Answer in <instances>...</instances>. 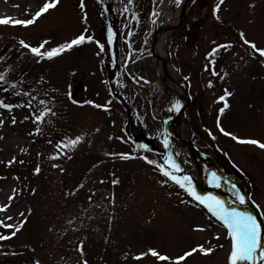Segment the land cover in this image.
Returning <instances> with one entry per match:
<instances>
[{"label":"rangeland","instance_id":"1","mask_svg":"<svg viewBox=\"0 0 264 264\" xmlns=\"http://www.w3.org/2000/svg\"><path fill=\"white\" fill-rule=\"evenodd\" d=\"M102 1L114 63L96 0H59L31 25L0 24V101L13 106L0 107V236L20 228L0 240V264H176L201 246L212 251L179 264H229L227 229L161 172L160 120L186 105L176 132L223 176L200 165L204 186L218 184L237 202L243 196L261 238L264 149L237 141L264 143V56L240 36L264 49V0H190L175 23L181 0H170L166 14L158 0ZM46 2L0 0V19L26 21ZM158 30L170 33V66L181 79L161 74L150 52ZM80 35L91 40L52 59L30 51ZM170 158L197 176V161L182 159L175 142Z\"/></svg>","mask_w":264,"mask_h":264},{"label":"snow or ice","instance_id":"2","mask_svg":"<svg viewBox=\"0 0 264 264\" xmlns=\"http://www.w3.org/2000/svg\"><path fill=\"white\" fill-rule=\"evenodd\" d=\"M59 0H51V2H46L43 4V6L34 14V16L31 19H28L26 21L21 20H15L13 21L11 18H2L0 19V24H8V23H14V24H21L24 26L31 25L35 22L37 18H39L43 13H46L49 9L56 7ZM179 2V0H177ZM222 3L223 0H220ZM83 2H81V8H83ZM219 8V5H217V9ZM215 11V10H214ZM241 39L243 42L247 45H249L251 48H253L256 51H259V54L261 56H264V49H256L255 44H251L245 37L244 34H240ZM91 40L90 37H85L84 35H80L78 38L73 39L67 44L61 45L58 48H53L47 52H41V48L44 47V44H41L39 47H31L26 44L24 41H21V45L25 48H30V51L41 58L47 57L48 59H52L54 56L59 55L61 52L65 50H70L73 46H78L85 42V40ZM44 43H47L45 41ZM109 43H111V30H109ZM220 47H227L226 45H221ZM217 51L216 49L213 50V52ZM215 75V73H213ZM2 79V77H0ZM211 86V84L209 85ZM27 95V93H25ZM35 99V97H33ZM221 99H224L221 97ZM41 104H44V101H40ZM91 103V102H89ZM29 106H31V101L29 102ZM0 107L7 108L11 110L13 107L12 105L4 104L2 101H0ZM94 107H101L100 105H94ZM179 103L173 105V108L175 110H179ZM227 107V104L224 106ZM107 110V109H105ZM46 111L40 112L39 115L35 117L36 121H41L43 117L46 114ZM220 112H224V108L220 109ZM27 119V117H26ZM15 123V119L12 121ZM2 123V121H0ZM219 126V125H218ZM221 132H223L224 135L228 136L230 133L224 132V130L221 128ZM211 135V133H209ZM233 140H237V137L232 136ZM79 142V138L76 140L71 141V144H76ZM239 143H247V144H253L257 145L258 147L264 149V143H259L256 140H238ZM165 146L167 147V141H164ZM121 159H129L130 157L121 154ZM148 163H153V161H147ZM9 163H12L11 161ZM169 168H171L174 172L179 171V166L175 162L169 163ZM37 172L39 169L36 170ZM161 172L164 176L171 179L174 183L178 184L181 188H183L185 191L188 192L190 196L193 197L194 200H197L200 204H202L209 213H211L212 216L216 218L217 221H219L223 227H225L228 231V237L231 239V252L229 255V264H242V262H247V264H257L258 261H264V251H258L261 247L260 244V233H261V226L257 222V219L255 216H253L250 213L237 211L235 209L229 210L223 206L221 201L216 199L213 196H206L201 197L198 196L195 191L191 187V181L190 179L185 176L183 179L178 178L177 176L173 175L169 171H165L164 169H161ZM11 199V197H10ZM237 199L239 203L243 204L245 202V199L243 196H240L237 194ZM4 209H0V211H3ZM9 219H11L9 217ZM7 228H12L13 225L10 224H4L2 225ZM20 230L19 227L15 228V231L11 233V236H15L16 232ZM202 230V229H200ZM11 236H0V240L4 239H10ZM199 251L203 254H208L212 251V249H205L203 246L199 247V249L193 248L190 252H186L184 256H181L178 258L176 264H179V261L184 260L186 257L191 256L193 253ZM151 255L154 257H157L161 261L168 260L169 258L166 256L159 255L158 252L155 250H150ZM140 257H136V259H139Z\"/></svg>","mask_w":264,"mask_h":264},{"label":"bare ground","instance_id":"3","mask_svg":"<svg viewBox=\"0 0 264 264\" xmlns=\"http://www.w3.org/2000/svg\"><path fill=\"white\" fill-rule=\"evenodd\" d=\"M170 0H158V7L157 10L163 12L166 14V11L169 10L168 3ZM187 0H181L180 6L176 8V10L173 11V21L172 23H175L178 20L179 14L181 12V7L183 4H185ZM182 4V5H181ZM165 27V26H164ZM163 26H160V28H163ZM170 44V33H166L163 31L157 32L155 35V41H154V49L155 54L159 57V59H156L159 63V69L161 74L165 73L169 77V79H172L173 74H175L174 69L170 66L169 62H166L167 60V50L168 46ZM173 70V71H172ZM177 75V74H175ZM178 76V75H177ZM181 117H174L172 120H170L167 124L166 131H165V140L167 141L168 147H169V153L172 150L173 143H176L178 153L180 157L183 159L186 154H191L194 159L197 161V176L190 175L186 173V171L182 168H179V171H173L171 168H168L169 161L166 160L164 170L169 171L173 175L177 176L180 179H183V177L187 176L191 181V187L195 191L196 194H201L202 196H213L221 203L223 206L229 210L235 209L237 211L246 212L249 213L247 210V206L249 203L245 201L243 204L237 202L235 199H233L231 196L227 194H223L221 192V189L218 184H215L213 186V190L209 191L204 186V181L202 179L201 173H200V165L204 164L212 171L218 172V168L214 165L212 160H210L207 157H203L199 155L196 150L192 147L190 142L182 137L181 134H178L176 132V126H180V120ZM217 174V179L222 178L221 174ZM250 206V205H249ZM261 249V247H260ZM260 249L258 251H260Z\"/></svg>","mask_w":264,"mask_h":264},{"label":"water","instance_id":"4","mask_svg":"<svg viewBox=\"0 0 264 264\" xmlns=\"http://www.w3.org/2000/svg\"><path fill=\"white\" fill-rule=\"evenodd\" d=\"M189 1L190 0H187L186 2H185V4L184 5H182V7H181V15L183 16V13H184V11H185V9H186V6L188 5V3H189ZM102 6H103V9H104V12H105V14H106V16H107V9H106V7H105V5L104 4H102ZM170 28H172V27H170ZM156 35V34H155ZM155 35H154V37H153V43H152V46H151V53H152V55L154 56V57H156L157 59H159V57L155 54V49H154V41H155ZM167 61L166 62H169V59H166ZM117 73V72H116ZM115 73V74H116ZM114 80V79H113ZM113 80H110L109 81V84L111 85V83L113 82ZM184 110H185V107H183L177 114H175V115H173V116H170V117H168L167 119H163V120H161V122H162V133H163V135L165 136V131H166V127H167V124H168V122L172 119V118H174V117H176V116H179V115H181V114H183V112H184ZM163 154L164 155H166L167 157H168V159L170 160V156H169V153H168V144H167V147L165 146V151L163 152ZM192 197V196H191ZM193 198V197H192ZM196 202H198L197 200H195ZM199 203V202H198Z\"/></svg>","mask_w":264,"mask_h":264}]
</instances>
